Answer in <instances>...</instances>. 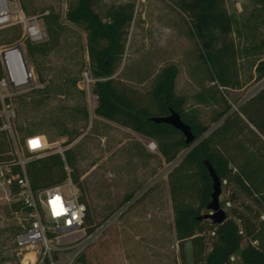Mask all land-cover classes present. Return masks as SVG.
Here are the masks:
<instances>
[{
    "label": "rangeland",
    "instance_id": "obj_1",
    "mask_svg": "<svg viewBox=\"0 0 264 264\" xmlns=\"http://www.w3.org/2000/svg\"><path fill=\"white\" fill-rule=\"evenodd\" d=\"M20 1L27 15L55 11L66 26L59 47L49 55L28 54L44 87L13 99V142L18 160L34 158L24 148L31 134L45 135L50 152L72 148L76 156L82 187L74 185L90 206L99 234L83 252L85 261L73 264H195L192 242L184 244L183 259L176 237L168 181L175 163L165 162L156 140L95 113L92 90L103 78L93 73L87 31L67 16L69 0ZM126 2L134 3L135 10L115 76L127 84L146 91L158 74H170L184 110L208 127L224 108L222 98L235 107L264 86V78L257 79L264 70V1L225 0L237 48V89H223L212 81L210 63L201 57L184 15L168 0H101L104 7ZM20 34V26L1 29L0 45ZM7 173L11 169L0 163V264H27L16 237L32 218L6 183ZM213 238L211 231L206 252ZM232 264L239 260L233 257Z\"/></svg>",
    "mask_w": 264,
    "mask_h": 264
},
{
    "label": "trees",
    "instance_id": "obj_2",
    "mask_svg": "<svg viewBox=\"0 0 264 264\" xmlns=\"http://www.w3.org/2000/svg\"><path fill=\"white\" fill-rule=\"evenodd\" d=\"M168 1L184 15L201 57L210 63V77L216 86L240 88L233 20L225 0ZM134 10L132 2L104 7L101 0L68 1L67 16L87 31L93 73L103 78L92 90L97 96L95 113L156 140L165 162L175 163L168 173V181L183 259L184 244L191 241L195 264L201 261L203 264H232L233 257L239 264H264V86L235 107L222 98L224 108L217 114L216 124L208 127L200 126L197 118L184 110L183 99L175 93L170 74H158L146 91L127 84L115 74L123 60ZM42 18L47 38L40 43L27 42L32 58L47 56L58 48L65 31L59 13L51 11ZM38 75L40 77L39 72ZM263 78L264 70H260L257 79ZM171 110L177 111L191 126L195 134L191 144L185 142L179 130L151 119L166 116ZM205 161L213 166L221 180L220 203L226 219L220 224L201 218L211 212L208 204L213 191ZM0 163L7 164L11 174L22 176L23 168L7 130H0ZM24 169L33 190L62 184L68 179L82 187L72 148L65 149L63 155L49 151L42 157L27 160ZM10 189L15 193L19 191L14 182ZM81 200L87 205L86 227L91 233L97 224L83 196ZM20 203L23 205L22 201ZM211 231L214 238L206 252ZM83 255L77 260L85 261Z\"/></svg>",
    "mask_w": 264,
    "mask_h": 264
},
{
    "label": "built area",
    "instance_id": "obj_3",
    "mask_svg": "<svg viewBox=\"0 0 264 264\" xmlns=\"http://www.w3.org/2000/svg\"><path fill=\"white\" fill-rule=\"evenodd\" d=\"M46 14L48 12L27 15L20 0H0V30L21 27L17 40L0 45V130H7L14 140L16 109L13 99L44 87L29 63L27 42L40 43L47 38L41 23ZM85 74L86 80L91 81ZM49 147L43 134L25 137L24 148L33 157L44 156ZM59 153L63 155L62 150ZM25 162L19 159L22 176L10 174L5 177L8 185L17 183L19 200L32 218L30 225L17 235L16 244L21 252H25L23 258L27 264H73L98 237L99 228L87 232V205L70 179L62 184L33 190L25 173ZM66 186L68 190H64Z\"/></svg>",
    "mask_w": 264,
    "mask_h": 264
},
{
    "label": "water",
    "instance_id": "obj_4",
    "mask_svg": "<svg viewBox=\"0 0 264 264\" xmlns=\"http://www.w3.org/2000/svg\"><path fill=\"white\" fill-rule=\"evenodd\" d=\"M151 119L156 123H165L179 130L185 136V142L187 144L194 142L195 134L191 126L181 119L177 111L171 110L166 116L153 117ZM205 164L213 181V191L211 194V202L208 204V210L211 212L201 216V218L211 220L215 224H220L226 219V212L220 203V195L222 192L221 180L217 176L213 166L208 161H205Z\"/></svg>",
    "mask_w": 264,
    "mask_h": 264
}]
</instances>
